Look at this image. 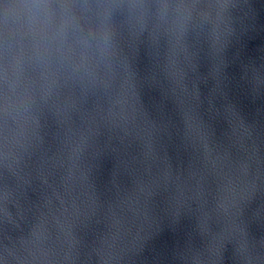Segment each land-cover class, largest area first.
Listing matches in <instances>:
<instances>
[{
  "label": "water",
  "instance_id": "95a60500",
  "mask_svg": "<svg viewBox=\"0 0 264 264\" xmlns=\"http://www.w3.org/2000/svg\"><path fill=\"white\" fill-rule=\"evenodd\" d=\"M0 198L27 264H264V0H0Z\"/></svg>",
  "mask_w": 264,
  "mask_h": 264
}]
</instances>
